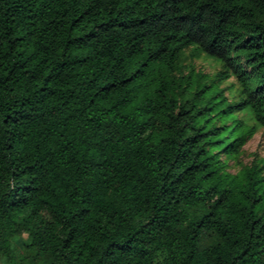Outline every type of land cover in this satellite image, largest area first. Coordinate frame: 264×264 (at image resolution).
Wrapping results in <instances>:
<instances>
[{
	"label": "trees",
	"instance_id": "trees-1",
	"mask_svg": "<svg viewBox=\"0 0 264 264\" xmlns=\"http://www.w3.org/2000/svg\"><path fill=\"white\" fill-rule=\"evenodd\" d=\"M260 127L264 0H0L3 264H264Z\"/></svg>",
	"mask_w": 264,
	"mask_h": 264
},
{
	"label": "rangeland",
	"instance_id": "rangeland-1",
	"mask_svg": "<svg viewBox=\"0 0 264 264\" xmlns=\"http://www.w3.org/2000/svg\"><path fill=\"white\" fill-rule=\"evenodd\" d=\"M197 64L199 67H202L204 72L212 73L216 69L213 60L201 58L197 60ZM263 160H264V128L260 127L254 133V135L249 138L247 144L244 146L243 153L241 154L240 158L238 160L232 159L229 161L228 170L231 173L235 174L238 173L244 167H249L256 163H261ZM0 264H3V259L1 258V256H0Z\"/></svg>",
	"mask_w": 264,
	"mask_h": 264
}]
</instances>
